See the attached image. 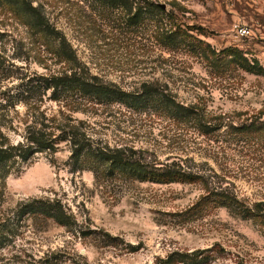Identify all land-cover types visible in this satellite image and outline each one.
Wrapping results in <instances>:
<instances>
[{"label":"rangeland","instance_id":"rangeland-1","mask_svg":"<svg viewBox=\"0 0 264 264\" xmlns=\"http://www.w3.org/2000/svg\"><path fill=\"white\" fill-rule=\"evenodd\" d=\"M42 1L52 5V17L62 20L81 57L103 78L125 87L159 79L185 104L264 117V0H154L172 13L185 32L197 35L200 47L210 46L207 55L199 49L155 46L150 17L139 29L125 33L90 0ZM63 6L67 9L61 10ZM9 8L0 2V87H14L15 93L22 78L46 68L33 32ZM235 24L248 25L253 35L235 38ZM213 49L217 55L210 52ZM225 49L237 51L246 61L245 69L230 62L231 57L223 60L220 53ZM45 105L48 110L57 108L50 101ZM25 109L20 103L0 117V127L12 141L21 139L18 121ZM108 110L76 116L88 118L94 133L111 144L155 148L162 160L189 154L198 162L206 161L228 175L239 195L264 202V154H259L256 141L230 140L220 134V142L210 149L202 144L201 135L176 138L174 128L180 130L182 125L173 124L167 132L166 120L153 122L142 114ZM197 140L199 146L194 144ZM71 161L65 143L54 153L37 154L0 186V209L33 197H56L87 233L53 221L46 225L21 221L15 236L0 248V264H151L172 250L215 243L229 253L214 264H232L236 255L249 264H264V224L223 206L194 207L201 193L198 184L96 178L93 171Z\"/></svg>","mask_w":264,"mask_h":264},{"label":"trees","instance_id":"trees-1","mask_svg":"<svg viewBox=\"0 0 264 264\" xmlns=\"http://www.w3.org/2000/svg\"><path fill=\"white\" fill-rule=\"evenodd\" d=\"M90 1L97 4L99 12L103 11L106 17L118 22L119 29L125 33L139 29L148 17L153 19L155 46H171L174 49L187 47L193 52L199 49L206 55L205 50L210 48L209 45L200 47L202 41L197 35L185 32L172 13H167L166 8L154 0ZM0 2L24 18L26 27L33 32L40 45L39 58L45 62L46 68L45 71L22 78L17 87L19 90L15 93L12 92L14 87H0V117L9 115L11 109L20 103L26 107L18 121L22 132L20 140L12 141L0 127V186L5 184L11 173L19 172L32 162L37 154L54 153L60 144L65 143L73 166L90 169L96 178L104 176L122 181L198 184L201 193L194 207L204 209L210 205L223 206L243 217L257 218L264 224V202H252L239 195L228 175L217 171L208 162H198L189 154L169 156L162 160L155 148L127 143L111 144L94 133V126L88 118L76 115H92L107 109L109 112L142 114L153 122L156 119L166 120L167 132L173 129V124L182 125L180 130L174 128L176 138L183 139L188 134H195L196 137L201 135L202 144L210 149L218 145L220 134L228 136L230 140L256 141L261 146L258 149L260 155L264 154L263 116L241 117L235 113L211 112L199 104H185L177 99L167 82L159 79L144 80L131 87L105 79L94 73L81 57L62 20L52 17V5L42 0ZM66 9L67 6L61 8ZM189 29L193 31L195 27ZM188 39L193 40L189 45L185 43ZM210 52L217 55L214 49ZM220 54H223V60L231 57L230 62L237 61L245 69L246 61L237 51L225 49ZM57 65L59 67H53ZM47 101L57 108L48 110L45 105ZM9 120L14 121V117L11 116ZM194 144L199 146L201 143L197 140ZM26 220L45 225L53 221L76 233H87L61 199L33 197L18 202L14 207L0 209V248L15 236L17 223ZM130 246H127V250ZM228 253L223 245L215 243L207 248L172 250L151 264H214L220 263ZM236 256L232 264H249L244 258Z\"/></svg>","mask_w":264,"mask_h":264},{"label":"built area","instance_id":"built-area-1","mask_svg":"<svg viewBox=\"0 0 264 264\" xmlns=\"http://www.w3.org/2000/svg\"><path fill=\"white\" fill-rule=\"evenodd\" d=\"M232 32L237 39H244L253 35V29L245 24H235Z\"/></svg>","mask_w":264,"mask_h":264}]
</instances>
